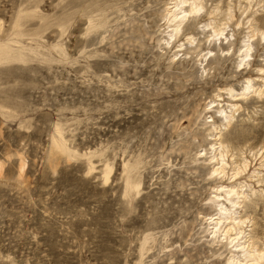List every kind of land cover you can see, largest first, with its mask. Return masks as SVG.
<instances>
[{
    "label": "rangeland",
    "instance_id": "rangeland-1",
    "mask_svg": "<svg viewBox=\"0 0 264 264\" xmlns=\"http://www.w3.org/2000/svg\"><path fill=\"white\" fill-rule=\"evenodd\" d=\"M200 3L0 0V264H230L228 188L264 255V0Z\"/></svg>",
    "mask_w": 264,
    "mask_h": 264
},
{
    "label": "bare ground",
    "instance_id": "bare-ground-1",
    "mask_svg": "<svg viewBox=\"0 0 264 264\" xmlns=\"http://www.w3.org/2000/svg\"><path fill=\"white\" fill-rule=\"evenodd\" d=\"M201 5L200 0H192V4L188 10L190 13H196L198 12L202 7L199 6ZM178 2L174 3L173 7H170L168 11L169 16L173 18L174 26L172 31L174 34L177 32L178 27H179V20H176L178 18L179 13H184V10H180V8H177ZM173 8V10H171ZM185 15L179 17L182 18ZM213 32L215 36L221 35L222 30H215L214 28ZM261 35L264 36V34L261 33ZM246 50H248L249 46L247 45ZM245 56H247V53H245ZM248 89V88H247ZM218 148V147H217ZM222 152H220L221 155ZM219 170V169H218ZM217 171V168L213 170L212 173H215ZM216 174V173H215ZM224 195L222 194H217L215 200H216V210H217V216L216 217H209V220L211 221L212 224V231L211 233L215 236L217 233L223 235V238H229V234H231L234 230L236 231V234H234L233 240L231 242L233 243V246L230 249H234L233 252L229 250V253L231 254L229 257V263L230 264H264V255L263 253L258 250L256 247L250 246V243L248 241H242V235H244L245 230L242 229V225L244 223V220H242L237 216H234V213L236 214L235 211H232V207H235L237 204H239L238 201L232 200L234 197V194H237L233 188H228L225 190ZM231 206V207H228ZM226 222V223H224ZM210 224V225H211ZM226 224V225H225ZM230 242V243H231Z\"/></svg>",
    "mask_w": 264,
    "mask_h": 264
}]
</instances>
